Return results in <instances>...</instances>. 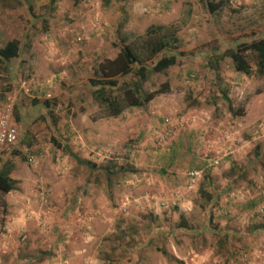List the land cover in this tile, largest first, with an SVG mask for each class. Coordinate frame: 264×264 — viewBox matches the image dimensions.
<instances>
[{"label": "rangeland", "instance_id": "374dc122", "mask_svg": "<svg viewBox=\"0 0 264 264\" xmlns=\"http://www.w3.org/2000/svg\"><path fill=\"white\" fill-rule=\"evenodd\" d=\"M218 1L0 0V48L21 42L0 58V113L12 105L17 131L0 150L17 180L0 194V264H264V76L229 54L264 38V0L211 12ZM151 24L176 25L158 55L175 64L114 76L112 94H155L101 117L89 80ZM111 161L126 171L107 176Z\"/></svg>", "mask_w": 264, "mask_h": 264}, {"label": "trees", "instance_id": "16d2710c", "mask_svg": "<svg viewBox=\"0 0 264 264\" xmlns=\"http://www.w3.org/2000/svg\"><path fill=\"white\" fill-rule=\"evenodd\" d=\"M223 2L221 0L215 4L208 3L207 5L209 6V10L213 12L219 9ZM177 30L174 24H151L142 34L136 36L129 43L122 45L119 54L114 59L106 60L97 67L95 72L99 75L98 79L91 78L89 82L93 86H98L93 91V96L101 104V117L118 116L127 107L142 106L145 101L152 98L155 93L143 95L137 84H135L133 89H124L119 94H112L106 87L110 88L118 84V81L113 79L114 76L127 74L135 70L134 72L139 77L144 78L147 68H150L154 72H161L175 64L176 57L174 55L160 57L158 55L167 48L176 47L178 42L176 36ZM20 45L21 42L18 39L7 41L0 48V58L8 60L19 56ZM247 50L256 56L254 68L245 58L244 54ZM229 54L236 71L246 75L256 74L264 76V38L252 40L250 43H241L235 51H231ZM22 57L26 58V55H22ZM217 62L218 57L215 56L213 59H208L207 66L214 72H218L219 64ZM222 96L227 102H230L225 90H223ZM34 101V103L38 102L37 100ZM43 105L48 107V101L45 100ZM51 141L55 147L69 154L78 163L85 164L90 169H96L95 163L82 159L67 143H61L55 138H52ZM102 170L107 176H110L117 172L126 171V168L123 164L111 161V164L106 165ZM11 171L12 165L9 162H4L0 167V194L17 188V180L10 176ZM130 171L135 172V169L132 168ZM6 208L7 202L4 199H0V215L6 213ZM3 220V218H0V223ZM255 228L264 230V221Z\"/></svg>", "mask_w": 264, "mask_h": 264}, {"label": "built area", "instance_id": "2783aa9c", "mask_svg": "<svg viewBox=\"0 0 264 264\" xmlns=\"http://www.w3.org/2000/svg\"><path fill=\"white\" fill-rule=\"evenodd\" d=\"M25 81L22 82L21 87L24 88ZM12 105L7 104L0 113V150H3L17 142L16 126L12 119ZM199 174L198 170L191 171V179L194 181Z\"/></svg>", "mask_w": 264, "mask_h": 264}]
</instances>
